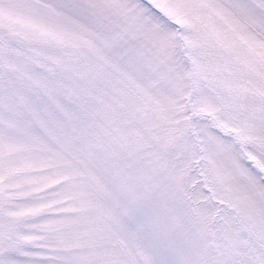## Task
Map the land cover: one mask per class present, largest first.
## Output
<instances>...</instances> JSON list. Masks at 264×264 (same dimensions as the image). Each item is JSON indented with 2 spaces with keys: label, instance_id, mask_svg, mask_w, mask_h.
Segmentation results:
<instances>
[{
  "label": "snow or ice",
  "instance_id": "obj_1",
  "mask_svg": "<svg viewBox=\"0 0 264 264\" xmlns=\"http://www.w3.org/2000/svg\"><path fill=\"white\" fill-rule=\"evenodd\" d=\"M0 264H264V0H0Z\"/></svg>",
  "mask_w": 264,
  "mask_h": 264
}]
</instances>
